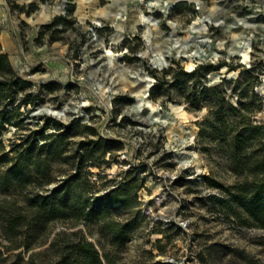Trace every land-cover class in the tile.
Instances as JSON below:
<instances>
[{
  "label": "rangeland",
  "instance_id": "1",
  "mask_svg": "<svg viewBox=\"0 0 264 264\" xmlns=\"http://www.w3.org/2000/svg\"><path fill=\"white\" fill-rule=\"evenodd\" d=\"M0 48L27 82L0 97V174L13 141L66 131L50 182L0 183V223L73 172L87 140L74 192L106 211L52 217L38 241L23 226L30 247L7 249L0 228L4 264H62L81 235L101 264H264V223L233 197L264 179V0H0ZM132 169L136 191L101 198Z\"/></svg>",
  "mask_w": 264,
  "mask_h": 264
},
{
  "label": "trees",
  "instance_id": "2",
  "mask_svg": "<svg viewBox=\"0 0 264 264\" xmlns=\"http://www.w3.org/2000/svg\"><path fill=\"white\" fill-rule=\"evenodd\" d=\"M200 68L186 71L185 74L192 76ZM1 75L10 81L7 93H4L2 90L5 79L1 78ZM25 83L27 82L15 75L7 54L2 52L0 48V97H7L8 103H11L16 96L18 87ZM4 121H10V118L6 119L2 115V110H0V124ZM251 128L255 127L251 126ZM45 129L46 126H40L33 130V138L23 136L17 142L13 141L12 147L3 155L4 160L9 161V165L0 174V183L3 186H7L8 184L15 187L21 186L32 175L36 180L41 178L46 179V182L52 180L50 175L52 161L61 153V138L66 131L45 134ZM53 136L55 138L48 143L41 146L37 145L39 138ZM235 146L237 149H243L244 143L236 142ZM93 148L94 140L81 142V147L76 150L78 162L74 171L62 179V181L57 182L47 193H38L28 200V212H21L15 208L7 211L4 221L0 223L3 237L10 241V244L6 245L7 249L19 246L30 247V243L20 241L19 232L23 226L27 227L28 231L26 232H29V236L33 240L38 241L37 238L40 230L45 227L47 221L52 217H70L72 218V222L76 223L81 216H105L106 211L100 205H96V202L92 203L89 209H86V201L80 197V194L74 192V185L86 176L85 167L88 159L91 161ZM11 152H13L12 155H10ZM259 168L264 171V159L262 162L260 161ZM133 170H125L122 181L113 189L107 190L101 195V198L112 197L114 193H122V197H127L126 191L128 189L136 191L138 186L131 176ZM233 197L245 206L251 218L261 220L264 223V179L256 183L255 190L248 203H246L245 199H241L242 197L238 192L233 193ZM17 207L21 208L22 206L17 205ZM116 236L119 239L123 238L122 234L119 233ZM56 242L57 238L54 239L51 245H55ZM59 253L62 264H69L71 259H75L76 264H101L102 256L106 259L108 258L105 252H101L93 241L86 239L83 235L77 240L63 245ZM5 259L6 257L3 256V252L0 249V264H4Z\"/></svg>",
  "mask_w": 264,
  "mask_h": 264
},
{
  "label": "bare ground",
  "instance_id": "3",
  "mask_svg": "<svg viewBox=\"0 0 264 264\" xmlns=\"http://www.w3.org/2000/svg\"><path fill=\"white\" fill-rule=\"evenodd\" d=\"M47 8H49L48 6H47ZM57 8V7H56ZM56 10V9H55ZM144 19H151V17H145L144 16ZM197 21H194V23H193V27H196L197 26ZM183 44H185V46H184V48H186L187 47V45L189 44V42L187 41V39H184V41H183ZM242 55H243V59H246L247 58V54H248V50H246V49H242Z\"/></svg>",
  "mask_w": 264,
  "mask_h": 264
}]
</instances>
